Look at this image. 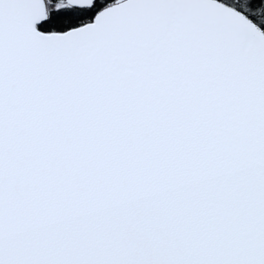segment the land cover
<instances>
[{"label":"snow or ice","instance_id":"obj_1","mask_svg":"<svg viewBox=\"0 0 264 264\" xmlns=\"http://www.w3.org/2000/svg\"><path fill=\"white\" fill-rule=\"evenodd\" d=\"M0 264H264V0H0Z\"/></svg>","mask_w":264,"mask_h":264}]
</instances>
